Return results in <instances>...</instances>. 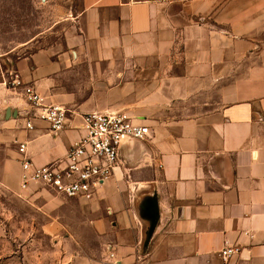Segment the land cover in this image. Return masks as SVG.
Wrapping results in <instances>:
<instances>
[{"label":"crops","instance_id":"0c3cea01","mask_svg":"<svg viewBox=\"0 0 264 264\" xmlns=\"http://www.w3.org/2000/svg\"><path fill=\"white\" fill-rule=\"evenodd\" d=\"M30 1L53 22L25 39L0 32V182L20 187L16 138L44 164L80 139L82 113L125 111L151 134L123 144L92 200L109 215L82 222L99 247L80 240L77 259L264 264V0ZM9 72L73 109L70 124L24 129ZM226 246L239 247L227 261Z\"/></svg>","mask_w":264,"mask_h":264},{"label":"rangeland","instance_id":"374dc122","mask_svg":"<svg viewBox=\"0 0 264 264\" xmlns=\"http://www.w3.org/2000/svg\"><path fill=\"white\" fill-rule=\"evenodd\" d=\"M49 10L30 0H0V32L25 39L52 24ZM92 200L23 192L17 180L0 182V264H84V256L77 259L80 240L88 254L99 245L94 228L82 222L109 215L105 204Z\"/></svg>","mask_w":264,"mask_h":264},{"label":"built area","instance_id":"2783aa9c","mask_svg":"<svg viewBox=\"0 0 264 264\" xmlns=\"http://www.w3.org/2000/svg\"><path fill=\"white\" fill-rule=\"evenodd\" d=\"M149 2L164 0H145ZM7 83L21 88L28 108L20 113L24 129H35V121L48 124L51 132L65 129L72 118L73 109L57 103L47 102L45 96L32 83L24 81L15 72ZM81 137L63 157L44 164L36 163L27 155L28 143L16 138L14 144L21 154L20 187L22 190H46L50 193L77 199H93L109 182L121 165V149L129 140L146 139L151 134L150 126L138 122L125 111H87L82 113ZM239 252L237 246H226L221 250L227 261ZM115 254L111 253V257Z\"/></svg>","mask_w":264,"mask_h":264}]
</instances>
